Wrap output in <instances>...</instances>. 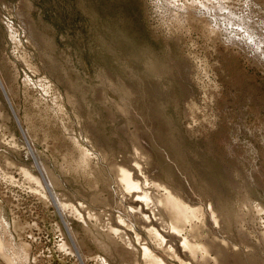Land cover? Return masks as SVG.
Here are the masks:
<instances>
[{
    "label": "rangeland",
    "instance_id": "rangeland-1",
    "mask_svg": "<svg viewBox=\"0 0 264 264\" xmlns=\"http://www.w3.org/2000/svg\"><path fill=\"white\" fill-rule=\"evenodd\" d=\"M205 2L0 0V264H149L142 247L264 264V0ZM129 158L149 195L204 218L173 237L144 204L142 222L112 170ZM153 225L170 253L180 238L214 252L170 255Z\"/></svg>",
    "mask_w": 264,
    "mask_h": 264
},
{
    "label": "bare ground",
    "instance_id": "bare-ground-1",
    "mask_svg": "<svg viewBox=\"0 0 264 264\" xmlns=\"http://www.w3.org/2000/svg\"><path fill=\"white\" fill-rule=\"evenodd\" d=\"M168 1V0H167ZM204 2H205V0H204ZM206 3V2H205ZM208 4V3H207ZM216 9V8H215ZM211 15V14H210ZM264 55V54H263ZM262 56V55H261ZM75 141V140H74ZM27 148V147H26ZM80 148H78V150H79ZM29 151H30V149H29ZM80 151V150H79ZM84 152V151H83ZM86 152V151H85ZM84 152V153H85ZM87 155V154H86ZM80 156H82V155H80ZM89 157V154H88V156H85V155H83L82 157H81V159H79V165H80V167L81 166H83V165H86V162H88L90 159L88 158ZM137 157V156H136ZM79 158V157H78ZM93 159V158H92ZM130 159L131 158H129V161H130ZM135 159H137V158H135ZM135 159H131V161L133 160H135ZM132 161V166H125V165H122V164H120V165H116L115 163V165L112 163V170H113V174H115V177L117 178L116 180L117 181H115V182H117L116 183V185L120 188V190H119V192H120V194H121V197H123V199L127 202H125L124 201V203H126V204H128V207L129 208H131V210L133 211V212H139L138 213V216H140L141 218V221L142 222H144L145 221V223H146V221L147 222H153V217H154V215H156L157 216V223L156 224H158L159 225V223L160 222H162L163 220H160V218H162V215L160 214L161 212H163L164 213V215H165V213H167L168 214V217L170 218V220H171V225H170V229L172 230H169V232H172V236L174 237L175 235L176 236H179V235H181V232L183 231V228H184V224L185 223H189V222H191V221H193L194 219H198V217L199 216H201V210H199L200 208H195V207H192V206H190V205H187L186 203H184L180 198H178L177 197V195L176 196H174L175 194L174 193H170L171 191L170 190H168V188L166 189L165 187H163L162 188V185L160 186H157V184H155L156 185V187H158L157 189L158 190H160L161 191V188H162V190H164V195H161L160 197L159 196H157V195H154V196H152L153 194L151 193V195H149L148 194V192H146V190H145V185L141 182V179L140 178H142V176H141V173L143 172L142 171V168L139 166V164L137 163V162H133ZM112 162H114V161H112ZM119 163V162H118ZM128 163H130V165H131V162H128ZM78 165V166H79ZM87 166H85V168H86ZM76 168V167H75ZM79 168V167H78ZM77 168V169H78ZM83 168H84V166H83ZM24 171V170H23ZM27 171V170H26ZM22 172V171H21ZM25 172V171H24ZM23 172V173H24ZM111 172V171H110ZM29 173V172H28ZM26 174H27V172H26ZM4 175H6V174H4ZM28 175V174H27ZM143 175V174H142ZM30 177V176H29ZM32 177V176H31ZM41 177H43V176H41ZM115 177H113V179H115ZM140 177V178H139ZM8 178V177H7ZM33 178V177H32ZM144 178V177H143ZM10 179V178H9ZM30 179V178H29ZM38 179V178H37ZM36 179V180H37ZM109 179V178H108ZM33 180H35V177L33 178ZM111 180V179H110ZM39 181H40V177H39ZM38 180H37V183H41V181L39 182ZM45 183H46V181H44ZM44 183V184H45ZM43 184V186H45ZM112 184V183H111ZM150 184H153V183H150ZM34 185H35V183H34ZM113 185H115V183L113 184ZM40 186H42V184L40 185ZM38 187V186H37ZM37 187H35L36 189H37ZM115 188H116V186H114ZM151 187H152V185H151ZM43 188V187H42ZM47 188V187H46ZM46 188H44L45 190H46ZM34 189V188H33ZM39 189V188H38ZM147 189V188H146ZM155 189V188H154ZM39 190H41V189H39ZM52 190V189H51ZM117 190V189H116ZM115 190V191H116ZM150 190V189H149ZM148 190V191H149ZM152 190H153V188H152ZM38 191V190H37ZM36 191V192H37ZM155 191V190H154ZM168 191H170V192H168ZM45 192V191H44ZM44 192H42V193H44ZM118 193V192H117ZM162 193V192H161ZM54 196L52 197L53 199H54V201L55 202H53V203H56V205H57V207L60 209V210H64V208L67 206L66 204H64V203H62L61 201L63 200V199H61L60 200V195H59V197L54 193L53 194ZM43 196V195H42ZM46 198H48L49 199V196H48V194L47 193H45V195H44ZM39 197H40V195H39ZM45 197H44V200H45ZM61 198H63V197H61ZM66 198V197H65ZM64 198V199H65ZM51 200V199H50ZM96 201V200H95ZM51 202V201H50ZM65 202H66V200H65ZM77 203V202H76ZM105 203V202H104ZM68 204V203H67ZM125 204V205H126ZM144 204H146L145 206L147 207V206H149V205H151L150 207H154V209L156 210L155 212H154V209H152L151 208V210H153V212L152 213H154V215H153V217L151 218H148L147 216H146V213L144 212V210H143V206H144ZM147 204H149V205H147ZM77 205V204H76ZM79 205V204H78ZM78 205H77V207H78ZM71 206H73L72 204H71ZM75 206V205H74ZM121 206H122V204H121ZM81 207L83 208V206H82V204H81ZM80 207V208H81ZM75 208V207H74ZM73 208V209H74ZM158 208H161V209H158ZM211 208H213V206L211 207ZM67 209H70L71 210V208H67ZM73 209H72V211H73ZM122 209V208H121ZM124 209V208H123ZM147 209V208H146ZM149 209V208H148ZM76 210H77V208H76ZM81 210H83V209H81ZM80 210V211H81ZM84 210H86V209H84ZM88 210V209H87ZM125 210V209H124ZM130 210V211H131ZM150 210V209H149ZM150 210V211H151ZM157 210H159V212L160 213H156L157 212ZM161 210V211H160ZM211 210V209H210ZM67 211V210H66ZM79 211V210H78ZM77 211V212H78ZM86 212V211H85ZM88 213L90 212V211H87ZM86 212V213H87ZM136 212V213H137ZM206 212H208V211H206ZM73 213V212H72ZM71 213V214H72ZM127 213V212H126ZM136 213H131V214H133L134 216H136ZM150 213V212H149ZM148 213V214H149ZM152 213H150L149 214V216L152 214ZM156 213V214H155ZM84 214V213H83ZM205 214V213H204ZM215 212H214V210H211V212H210V215L211 216H215ZM74 215V214H73ZM76 215V214H75ZM90 215V214H89ZM206 215V214H205ZM76 216H79V215H76ZM92 216V215H91ZM90 216V217H91ZM152 216V215H151ZM166 216V215H165ZM206 216H208V215H206ZM217 216V215H216ZM81 216H79V218H80ZM82 217H83V215H82ZM121 217V216H120ZM129 217V216H128ZM131 217V216H130ZM74 218V217H73ZM85 218H86V216H85ZM122 218V217H121ZM201 218H204V216L202 217L201 216ZM216 218V217H215ZM95 219V218H94ZM149 219H151L152 221H150ZM159 219V220H158ZM164 219V218H163ZM83 220V219H82ZM81 220V221H82ZM154 220H155V218H154ZM207 220V219H206ZM218 220V219H217ZM77 221V220H76ZM80 221V220H79ZM141 221H139V223H141ZM156 221H154V224H155V222ZM204 221V220H203ZM212 221H215V219H212ZM0 222H2V221H0ZM78 222V221H77ZM86 222V221H85ZM169 222V221H168ZM196 222H198V221H196ZM195 222V223H196ZM201 222V221H200ZM218 222V221H217ZM123 222H121V224H122ZM194 223V224H195ZM202 223H205V221L204 222H202ZM84 224H86V223H84ZM124 224H126L125 222H124ZM147 224V223H146ZM153 224V223H152ZM165 224V223H164ZM208 224H209V221H208ZM83 225V224H82ZM123 225V224H122ZM127 225H129L128 223H127ZM142 225V224H141ZM147 225H149V224H147ZM166 225V224H165ZM169 225V224H168ZM198 225H199V223H198ZM200 225H201V227L203 226H205V225H202L201 223H200ZM212 225V224H211ZM91 226V225H90ZM152 226V225H151ZM150 226V227H151ZM157 226V225H156ZM161 226H163V224L161 223V225L159 226V227H156L157 229L158 228H161ZM187 226H188V224H187ZM193 226V225H192ZM81 227H83V226H81ZM85 227V226H84ZM130 227V226H129ZM128 227V228H129ZM139 227V226H138ZM149 227V226H148ZM153 227H154V225H153ZM152 227V228H153ZM166 227V226H165ZM196 227V226H195ZM210 227V226H209ZM208 227V228H209ZM90 228V227H89ZM131 228V227H130ZM145 228H147V227H145ZM163 228L164 227H162V230H163ZM166 228H168V227H166ZM187 228H189V226L187 227ZM193 228V227H192ZM191 228V229H192ZM83 229V228H82ZM85 230H86V228H84ZM124 229V228H123ZM141 229V228H140ZM154 229H155V227H154ZM151 229L150 231H149V233H147V235L149 234V235H151L150 237H152L153 239H154V241H156V243L159 245V247H160V250H164V251H167L168 253H170V250L168 249V246H167V244H166V242H165V240H168V239H170L169 240V242L171 241V243L174 241V239L172 238V240H171V237L169 236V238H164V236H162L161 235V233H160V235H158L159 233L156 231L157 229ZM190 229V230H191ZM197 229V228H196ZM204 229H205V227H204ZM204 229H203V231H204ZM119 230H120V228H119ZM125 230H127V228H125ZM165 230V229H164ZM190 230H188V232L190 231ZM207 230V229H206ZM211 230V229H210ZM116 231V230H115ZM192 231L194 232L195 230H193L192 229ZM192 231H191V233H192ZM88 232V231H87ZM117 232H119V231H117ZM116 232V233H117ZM161 232H163V231H161ZM90 233V232H89ZM120 233H121V231H120ZM183 233V232H182ZM197 232H194V234H196ZM124 236H125V233L123 232L122 233ZM163 234V233H162ZM190 234V233H189ZM193 234V233H192ZM194 234H193V236H194ZM200 234V233H199ZM127 235V234H126ZM129 235V234H128ZM135 235V234H134ZM165 236H166V232H165V234H164ZM170 235H171V233H170ZM191 235V234H190ZM212 235V234H211ZM187 236V235H186ZM123 237V236H122ZM121 237V238H122ZM131 237V236H130ZM136 237H137V235H136ZM190 237V236H189ZM128 238H129V236H128ZM138 238V237H137ZM194 238H195V236H194ZM176 239L179 241V239H178V237H176ZM176 239H175V242H176ZM196 239H198V238H196ZM128 240H130V238L128 239ZM138 240H139V238L137 239V242H138ZM180 240L181 241H179L180 242V250L181 251H178L179 250V248L178 249H174L175 250V253L173 252H171L170 253V255H173V256H175V254L176 253H178L179 254V252L181 253V252H184L183 253V256L184 257H186L187 256V254H191L190 256H193V257H195L196 255H200L202 258L205 256H207L208 255V253H209V251H210V248H209V251H208V249L206 248V247H204L202 244H200V243H198L196 240H194L193 238H186V239H181L180 238ZM141 241V240H140ZM128 242V241H127ZM144 242V241H143ZM213 242V241H212ZM98 243V245L99 244H101V243H99V242H97ZM174 243V242H173ZM216 243V242H215ZM96 244V243H95ZM128 244H129V242H128ZM132 244V243H131ZM139 244V243H138ZM175 244H177V243H175ZM177 244V245H178ZM137 245V244H136ZM140 245V244H139ZM145 245V244H144ZM150 245V244H149ZM178 245V246H179ZM219 245V244H218ZM62 246H63V244H62ZM170 246V245H169ZM209 246V245H208ZM103 247V244H102V246H101V248ZM115 247V246H114ZM138 247V246H137ZM140 247V246H139ZM174 247V246H173ZM220 247V246H219ZM64 248V247H63ZM100 248V249H101ZM105 248V247H104ZM103 248V249H104ZM116 248V247H115ZM132 248V247H131ZM150 248V247H149ZM162 248V249H161ZM176 248V247H175ZM15 249V248H14ZM17 249V248H16ZM21 249H24L25 250V248H21ZM107 250H108V248H106ZM129 249H130V247H129ZM138 249V248H137ZM141 249V248H140ZM142 249H143V253H142V258H144V259H146L147 260V262L149 263V264H164L163 263V261L158 257V256H156L155 254H152V253H150V251H149V249L148 248H143L142 247ZM132 249H130V251H131ZM134 250V249H133ZM139 250V249H138ZM171 250L172 251H174L173 249H172V247H171ZM213 250V249H212ZM212 250L210 251V252H212ZM215 250V249H214ZM8 251V250H7ZM11 251V250H10ZM26 251V250H25ZM105 251V250H104ZM164 251H162V252H164ZM178 251V252H177ZM21 252H22V250H21ZM132 252V251H131ZM140 252V251H139ZM214 252V251H213ZM212 252V253H213ZM217 252V251H216ZM215 252V253H216ZM221 252V251H220ZM225 252V251H224ZM223 252V253H224ZM9 253V252H8ZM13 253V252H12ZM11 253V256L9 257L10 259H11V261L13 262V263H15L16 262V260L17 259H19L20 258V256H21V253H19V254H17V252H15V253H13L12 254ZM135 253H136V251H135ZM187 253V254H186ZM219 253V252H218ZM222 253V254H223ZM25 254V253H24ZM182 254V253H181ZM220 254V253H219ZM218 254V255H219ZM221 254V255H222ZM23 255V254H22ZM132 255V254H131ZM135 255V254H134ZM217 255V254H216ZM215 255V256H216ZM218 255H217V257H218ZM179 256V255H178ZM182 256V255H181ZM223 256H225L224 254L221 256L222 258H223ZM177 257V256H176ZM180 257V256H179ZM216 257V258H217ZM221 257H220V261L222 260L221 259ZM98 258V257H97ZM180 258H182V257H180ZM180 258H177V259H180ZM198 258V257H197ZM207 258H208V256H207ZM225 258V257H224ZM120 259V258H119ZM177 259H175L176 261H177ZM185 259V258H184ZM204 259V258H203ZM121 260V259H120ZM182 260V259H181ZM180 260V261H181ZM193 260H195L194 258H193ZM199 260L201 261V259L199 258ZM205 260V259H204ZM119 261V260H118ZM145 261V260H144ZM179 261V262H180ZM184 261V260H183ZM181 262V264H187V262L185 263V262ZM186 261V260H185ZM188 261V260H187ZM208 260H206L205 262H207ZM223 261V260H222ZM226 261V260H225ZM10 262V261H9ZM98 262V261H97ZM121 262V261H120ZM125 262V261H124ZM146 262V261H145ZM179 262H178V264H179ZM213 262H216V259H215V261H213ZM217 262H219L218 261V258H217ZM227 262V261H226ZM126 263V262H125ZM201 263V262H200ZM123 264V263H122ZM191 264H192V262H191ZM214 264V263H213ZM218 264V263H217Z\"/></svg>",
    "mask_w": 264,
    "mask_h": 264
}]
</instances>
